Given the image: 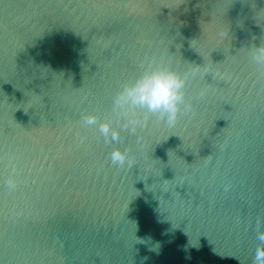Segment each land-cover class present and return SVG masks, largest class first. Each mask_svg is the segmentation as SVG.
<instances>
[{
	"label": "water",
	"instance_id": "95a60500",
	"mask_svg": "<svg viewBox=\"0 0 264 264\" xmlns=\"http://www.w3.org/2000/svg\"><path fill=\"white\" fill-rule=\"evenodd\" d=\"M257 45L264 0H0V264H256ZM149 61L188 74L172 126L113 109Z\"/></svg>",
	"mask_w": 264,
	"mask_h": 264
},
{
	"label": "clouds",
	"instance_id": "9594fccd",
	"mask_svg": "<svg viewBox=\"0 0 264 264\" xmlns=\"http://www.w3.org/2000/svg\"><path fill=\"white\" fill-rule=\"evenodd\" d=\"M251 59L264 65V46L257 45L251 49ZM188 74H180L162 62L149 61L143 70L130 81L122 84L113 97V109L125 116L136 108L144 109L146 113L155 114L169 126L176 123L181 112L188 113L192 110L190 102L185 100V86ZM87 125H96L97 117L89 114L84 117ZM136 119H128L124 127L134 131ZM99 133L106 141L116 140L119 132L112 127L110 121L98 124ZM111 161L124 166L132 164L127 149L113 148L110 153ZM11 184V181L9 182ZM257 239L264 241V232H258ZM256 264H264V247L258 246L255 250Z\"/></svg>",
	"mask_w": 264,
	"mask_h": 264
}]
</instances>
